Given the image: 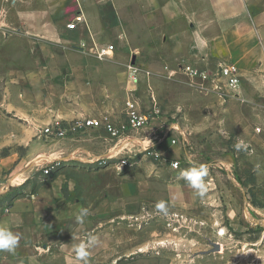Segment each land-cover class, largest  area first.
I'll use <instances>...</instances> for the list:
<instances>
[{
    "label": "crops",
    "instance_id": "obj_1",
    "mask_svg": "<svg viewBox=\"0 0 264 264\" xmlns=\"http://www.w3.org/2000/svg\"><path fill=\"white\" fill-rule=\"evenodd\" d=\"M68 1L39 0L35 1L37 7L18 11L16 18L22 29L17 28L20 30L17 36L24 31L22 36L34 41L17 45L3 41L0 44L2 50L11 54L14 50L22 54L28 50L32 52L25 54L24 58L2 59L0 181L2 178L7 181L4 186L0 183V195H3L0 198L4 200L13 192L19 191V194L7 206L0 204V225L10 228L20 240L14 252L0 250V264H83L75 255V246L90 234L98 236L100 244L90 250L88 264H162L159 261L163 259L158 258L153 250L161 236L153 231L145 235L144 240L130 235V250L125 251L122 249L121 213L113 219H100L99 213L106 207L104 202L66 201L61 188L35 186L34 179L38 167L60 159L94 164L135 158L140 154L139 161L135 158V165L150 160V169L155 175L174 169L170 165L174 161L185 159L192 162L195 155L188 149L192 140L189 134L192 130L197 131L198 126L201 127L189 117L195 110L189 108L187 102L182 103L169 110L172 111L169 112L171 115L176 113L177 116H183L176 121L168 117L152 118L142 130L129 131L118 139H112L103 130L94 129H81L65 138H53L44 131L53 124H66L86 118L123 123L120 118L106 116L103 105L97 102L105 98L107 82L122 84L128 94V101L132 100L138 106L141 104L133 96L138 94L143 84L149 97L156 103L164 91L168 92L169 88L179 85L188 90V95L181 98L185 101L211 97L215 93L207 86L205 89L196 86L197 80L181 76V67L191 62L189 58H151L141 63L137 61L136 54L128 71L116 78L105 76V66L97 59L80 61L85 56H97L100 50H107L108 56L113 52L109 46L100 44V35L108 26L107 12L106 9L98 12L97 7L89 9L83 3L84 0H72L70 10L60 8L61 2L66 5ZM101 1L105 8L114 11L111 6L105 5L107 0ZM262 2L263 7L255 11L252 0H208L209 11L203 22L207 27L194 29L192 35L195 63L207 59L219 63L235 62L244 81L254 85L262 82L264 0ZM81 4H84L85 9L79 10ZM73 21H78L76 31L68 28ZM14 31L0 27V35L6 41L16 38ZM131 45L137 52L142 50L134 37H131ZM197 84H202V81ZM109 97L112 98L111 95ZM108 109L112 110L111 107ZM150 109L149 113L155 111L157 115L161 110L156 104H151ZM124 111L126 113V107ZM44 137L50 143H43ZM63 140L65 146H62ZM42 156L51 158V161L38 164ZM182 170L185 169H177L176 173L180 174ZM178 178L167 182L164 188L168 206L179 211L195 208L203 198L186 180L178 181ZM83 189L89 191V188ZM81 207L89 210L83 224L76 220ZM234 215L235 212L231 210L229 226L234 230H264V210L261 208L246 201L242 216L245 225L241 224L240 219L233 218ZM194 221L195 227L204 224L203 220ZM187 238L175 231L165 236V241L177 246V258L164 264H184L182 258L185 251L181 248L186 242L201 244L203 241L212 245L209 250L196 249L193 255L196 258L216 251L210 234L204 238L197 236V240Z\"/></svg>",
    "mask_w": 264,
    "mask_h": 264
},
{
    "label": "rangeland",
    "instance_id": "obj_2",
    "mask_svg": "<svg viewBox=\"0 0 264 264\" xmlns=\"http://www.w3.org/2000/svg\"><path fill=\"white\" fill-rule=\"evenodd\" d=\"M35 1L39 0H0V27L14 29L16 36L15 39L6 41L0 35V44L3 41L13 45L34 41L23 37V30V33L17 36L20 31L17 28H21V25L16 13L37 7ZM83 3L89 9L97 7L98 12L104 9L107 12L108 26L100 35L102 38L100 44L104 47L112 46L113 52L104 59H99L95 55L82 58L79 56L82 62L88 58L99 60L105 66V76L116 78L128 71L136 54L137 61L141 63L151 58L167 60H173L177 56L180 60L189 58L191 62H186L187 65L206 70L211 76V80L202 87L205 89L207 86L215 93L211 97L182 100L183 96L188 95V90L179 85L169 88L168 92L164 91V95L162 94L156 103L145 91L144 84L138 94L133 96L140 102L139 106L144 113H149L154 108L152 106L150 109L151 104H156L161 109L158 115L153 114V118L168 117L176 121L183 116H177L176 113L171 115L169 112L172 111L169 110L186 102L189 108L195 110L189 117L201 127L198 126L197 131L190 132L192 140L188 147L194 153L195 160L187 162L183 159L174 162H179L177 169L207 165L208 175L204 178L207 192L201 203L193 209L179 211L169 207L164 189L167 182L175 180L177 176L178 181L184 179L176 173L177 169L172 166L173 162L170 165L174 169L155 175L150 169V160L143 164L137 163L133 167L122 168L119 166V160L88 164L60 159L38 167L34 185L59 187L66 201H88L96 204L104 202L106 207L104 211H100V219L103 217L107 220L113 219L121 213L122 249L125 251L130 250V235H136L138 239L144 240L145 235L153 231L157 236H161L153 249L158 258L163 259L159 263H168L172 258H177V246L164 240L165 236L175 231L191 240H197V236L204 238L210 234L215 242L213 245L216 251L203 258L193 256L197 252L196 249L209 250L212 248L211 244L203 241L201 244L186 242L184 249L181 248L185 251V255L181 257L184 264H264V230L249 228L240 232L229 226L231 210L235 212L233 218L240 219L241 224L245 225L242 216L246 201L249 204L250 200L257 203L264 182V80L254 85L242 79L241 87L231 91L226 88L218 74L221 66L238 65L237 63L231 61L219 63L214 59L200 60L198 61L200 64L195 63L192 35L195 33L194 29L207 27L203 22L206 12L209 11L208 0H107L105 5L111 6L113 12L105 8L101 0H84ZM252 3L255 11L263 7L262 0H252ZM60 4V8L70 10L72 0L66 5L62 2ZM81 5L79 10L85 9L84 4ZM131 37L137 39L142 47L140 52L132 48ZM25 54L32 52L28 50L22 54L14 50L11 54L2 50L0 45V79L3 70L2 59L24 58ZM181 76L191 80L182 72ZM261 77V80L264 79ZM200 81H196V86L201 87L197 84ZM105 89V98L96 99L97 102L103 105L107 112L106 116L125 121L127 116L124 107L128 101L125 88L113 81L105 83ZM110 95L113 99L109 97ZM110 107L112 110L108 109ZM238 140H243L248 145L247 150L235 149L234 144ZM43 143L50 141L44 137ZM64 143L63 140L62 146H65ZM140 156L142 155L135 157L137 161L140 160ZM49 159L42 156L37 163L41 165L49 162ZM225 161L230 163L226 164ZM48 166L50 174L46 175L44 170ZM6 181L7 179L2 178L0 183L4 186ZM83 188H89V191ZM124 188H127L126 191H123ZM18 194L19 191L8 194L4 200L0 198V204L4 203L7 206ZM159 201L166 203L167 216L157 212L155 206ZM194 220H203V226L195 227ZM147 228L149 231L146 232Z\"/></svg>",
    "mask_w": 264,
    "mask_h": 264
},
{
    "label": "built area",
    "instance_id": "obj_3",
    "mask_svg": "<svg viewBox=\"0 0 264 264\" xmlns=\"http://www.w3.org/2000/svg\"><path fill=\"white\" fill-rule=\"evenodd\" d=\"M80 21V18H78ZM78 21H73L68 25L70 30H75L77 28ZM109 50H113V47H110ZM108 56L107 50H100L97 54L99 59H104ZM181 72L186 76L190 77L191 80H201V87L207 84L211 80V76L206 70H200L195 66H182ZM219 78L224 82L226 88L231 91H236L240 88L241 85V73L240 68L236 64H226L220 67ZM153 114H157L155 111L152 113H144L141 108L137 105L136 102L129 100L126 103V120L123 123L109 122L108 120H101L95 118H86L84 120L69 122L66 124L57 123L50 125L44 131L46 135H49L53 138H65L71 133L77 132L81 129H94V130H103L107 133L112 139H118L125 133L129 131H140L146 126H148L153 118ZM135 158L126 157L119 160V166L122 168L133 167ZM172 166L177 169L179 162H173ZM45 174H50V167H46L44 170ZM250 203L256 208H261L264 210V182L262 184L260 193L258 195L257 203L250 200Z\"/></svg>",
    "mask_w": 264,
    "mask_h": 264
},
{
    "label": "clouds",
    "instance_id": "obj_4",
    "mask_svg": "<svg viewBox=\"0 0 264 264\" xmlns=\"http://www.w3.org/2000/svg\"><path fill=\"white\" fill-rule=\"evenodd\" d=\"M234 147L237 151L247 150L248 145L243 140H238ZM208 175V168L205 164L199 166H191L188 169L182 170L180 173L181 178L186 180L192 188L196 190V193L203 198L207 192V185L204 182V178ZM157 212L162 213L164 216L168 215V208L164 201L157 202L155 206ZM89 215L87 208L81 207L79 214L76 216L78 223L83 224L85 218ZM20 237L14 233L10 228L0 225V250H6L8 252H14L18 247ZM100 244V240L96 235H89L86 240H82L75 246V255L77 259L88 264L90 257V250L97 247Z\"/></svg>",
    "mask_w": 264,
    "mask_h": 264
},
{
    "label": "bare ground",
    "instance_id": "obj_5",
    "mask_svg": "<svg viewBox=\"0 0 264 264\" xmlns=\"http://www.w3.org/2000/svg\"><path fill=\"white\" fill-rule=\"evenodd\" d=\"M49 161H51V158L49 159Z\"/></svg>",
    "mask_w": 264,
    "mask_h": 264
}]
</instances>
